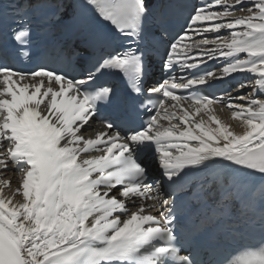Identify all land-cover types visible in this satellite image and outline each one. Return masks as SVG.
<instances>
[{
  "label": "snow or ice",
  "instance_id": "snow-or-ice-1",
  "mask_svg": "<svg viewBox=\"0 0 264 264\" xmlns=\"http://www.w3.org/2000/svg\"><path fill=\"white\" fill-rule=\"evenodd\" d=\"M182 7L0 0V264H264V0H204L174 33ZM42 9L68 67L19 70L13 43ZM78 46L102 54L77 68ZM157 63L165 78L148 86ZM109 74L127 87L99 82ZM236 75L253 80L200 87ZM257 229L258 242L233 246Z\"/></svg>",
  "mask_w": 264,
  "mask_h": 264
},
{
  "label": "bare ground",
  "instance_id": "bare-ground-1",
  "mask_svg": "<svg viewBox=\"0 0 264 264\" xmlns=\"http://www.w3.org/2000/svg\"><path fill=\"white\" fill-rule=\"evenodd\" d=\"M250 91H252V88H251V90ZM249 91V92H250ZM261 98H264V96H262ZM221 115H222V117L224 118V119H229L230 118V112L227 110V109H225L222 113H220ZM232 123H233V125L236 127V130L237 131H239L240 130V128L238 127V124H237V122H235V121H231ZM14 179V181L15 182H17V177H14L13 178ZM17 184V183H16ZM16 186V185H15ZM15 186H13V187H15ZM17 199H19V197H17Z\"/></svg>",
  "mask_w": 264,
  "mask_h": 264
}]
</instances>
